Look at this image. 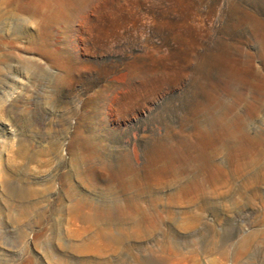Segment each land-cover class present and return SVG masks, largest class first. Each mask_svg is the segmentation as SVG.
Wrapping results in <instances>:
<instances>
[{
  "label": "rangeland",
  "instance_id": "rangeland-1",
  "mask_svg": "<svg viewBox=\"0 0 264 264\" xmlns=\"http://www.w3.org/2000/svg\"><path fill=\"white\" fill-rule=\"evenodd\" d=\"M0 264H264V0H0Z\"/></svg>",
  "mask_w": 264,
  "mask_h": 264
},
{
  "label": "bare ground",
  "instance_id": "bare-ground-1",
  "mask_svg": "<svg viewBox=\"0 0 264 264\" xmlns=\"http://www.w3.org/2000/svg\"><path fill=\"white\" fill-rule=\"evenodd\" d=\"M192 160H195V159L192 157ZM181 164H182V165L179 166L177 173H178V172L185 171V169H186V166H184L185 164H184V163H181ZM204 168H205V167L202 166V167H201V170L203 171ZM199 170H200V169H198V171H199Z\"/></svg>",
  "mask_w": 264,
  "mask_h": 264
}]
</instances>
